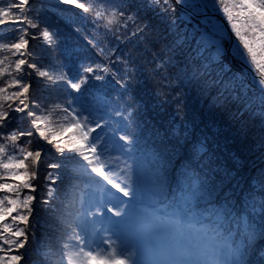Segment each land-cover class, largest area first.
Listing matches in <instances>:
<instances>
[{
  "label": "trees",
  "instance_id": "1",
  "mask_svg": "<svg viewBox=\"0 0 264 264\" xmlns=\"http://www.w3.org/2000/svg\"><path fill=\"white\" fill-rule=\"evenodd\" d=\"M202 1L209 12L219 15L231 29L214 0ZM186 5L201 13L197 4ZM173 8L175 11L167 16L151 11L142 13L150 26L147 39L133 38L131 43L118 44L111 42L110 35L105 39L102 34L106 30L99 29L101 46L108 43L132 61V72L126 77L127 89L111 77L106 76L104 81L90 79L83 95L73 93L80 96L74 106L83 105L97 119L103 117L102 127L97 131L98 136L106 138L108 153L119 158L120 166L124 161L133 165L136 201L143 203L138 209L141 214L148 207L153 213L169 214L175 227L183 218L188 226L187 239L200 225L205 239H213L217 248L226 237L233 247L247 250L246 264H264V236L259 235L264 226V209L260 207L264 201V149L256 145L253 152L248 150L258 137H264V111L259 104L257 79L243 69L229 49L223 61L217 56V48L221 51L228 48V39L210 33L178 3L174 2ZM81 11L62 0H38L35 5L41 27L47 26L56 35L51 46L35 47L32 41L30 46L46 62L65 65L63 71L69 76L77 73L82 64L104 62L93 46L94 26ZM12 27L0 25L7 33L2 42H8L14 35L8 31ZM161 54H165V59L171 57L166 73L169 79L163 83L153 71ZM48 88L52 91L45 90V96L63 101L64 97L52 85ZM216 98L227 99L232 112L238 107L243 111L242 119L249 134L246 139L236 138L234 128L229 127L230 117L214 104ZM178 107L182 108L179 114ZM129 113L131 123L125 119ZM12 126L15 127V122ZM124 134L133 137L131 151L119 147L123 144L119 136ZM32 147H45L54 159L58 158L55 149L43 141L34 142ZM234 154L239 163L233 161ZM225 167L231 169L234 179L222 184ZM160 182L164 184L163 194L155 192ZM72 184L76 188L67 181L61 185V199L65 203L84 195L81 189L90 190L86 178ZM197 184L202 197L192 191ZM225 208L229 209V216L218 221L216 211ZM39 214L46 224L55 225L52 215L44 211ZM214 228H218L221 236H216ZM253 231L257 235L249 241L247 234ZM46 233L51 234L52 229L38 226L37 243L28 246V264H45L49 246ZM51 245L55 247L54 239Z\"/></svg>",
  "mask_w": 264,
  "mask_h": 264
},
{
  "label": "snow or ice",
  "instance_id": "2",
  "mask_svg": "<svg viewBox=\"0 0 264 264\" xmlns=\"http://www.w3.org/2000/svg\"><path fill=\"white\" fill-rule=\"evenodd\" d=\"M37 2L0 0V4L5 5L0 6V25L14 26L8 30L14 33L8 42H2L7 33L0 28L3 33L0 36V53H3L0 56V264H28V246L37 243L38 226L52 229L51 234H45L49 243L45 264H142L139 257L135 262L131 260L134 253L127 251V247L121 252L110 236H99L100 232L111 230L97 229V225L105 222L120 232L129 227L130 214L126 209L137 196L133 165L124 161L120 166L119 158L111 157L102 143L103 138L93 135L102 127L100 119L103 117L97 119L83 105L74 106L80 96L73 93L83 95L90 79L104 81L106 76L126 90L132 61L108 43L101 46L98 30L105 29L103 37L110 35L111 42L118 44L131 43L133 38L147 39L150 26L142 13L151 11L167 16L175 11L173 3L180 0H62L82 10L81 15L91 20L93 46L104 61L82 64L71 76L63 71L65 65L46 62L36 54L35 47L53 45L56 35L47 26L41 27L39 15L35 14ZM214 3L223 11L238 38L232 54L257 73L259 104L264 111V0H214ZM30 41L35 47L30 46ZM226 55L227 47L223 51L217 48L221 61ZM170 64L171 57L165 59V54H161L154 65L153 71L162 83L169 79L166 73ZM49 85L64 97L62 102L44 95L45 90L52 91ZM214 104L230 117L229 127L234 128L236 138L246 139L249 134L242 119L243 111L238 107L232 112L227 99L216 98ZM177 111L179 114L182 108L178 107ZM130 116L131 113L125 117L129 123ZM119 140L123 141L119 146L121 150L131 151L132 136L120 135ZM39 141L55 149L58 158L54 159L45 147L33 149L34 142ZM256 145L264 149V137H258L254 145H249V152H253ZM200 147L202 149L203 145ZM232 159L239 163L235 154ZM223 173L222 184L234 179L230 168L225 167ZM82 178H86L90 190L81 189L84 195L65 203L61 199V185L67 181L76 188L72 181ZM192 191L199 197L204 195L198 184ZM155 192L163 194V182ZM123 197L129 200L126 202ZM260 207L264 209V201ZM40 211L52 215L55 225L46 224ZM105 212L111 216L104 215ZM216 216L218 221L223 220L229 216V209L217 210ZM152 230L149 222L137 227L140 232ZM212 231L217 237L221 236L218 228ZM256 235L253 231L246 238L251 241ZM259 235L264 236V226ZM101 245H107V249ZM224 249L231 257L228 264H246V249L233 247L226 237L217 249L219 256L225 253ZM211 264H225V261L217 258Z\"/></svg>",
  "mask_w": 264,
  "mask_h": 264
},
{
  "label": "rangeland",
  "instance_id": "3",
  "mask_svg": "<svg viewBox=\"0 0 264 264\" xmlns=\"http://www.w3.org/2000/svg\"><path fill=\"white\" fill-rule=\"evenodd\" d=\"M185 3L197 4L201 13H198L195 10L193 11L197 12L200 15L203 14V7L197 1L194 2L189 0L186 1ZM187 12L190 13L189 11ZM209 13L213 14L211 12ZM194 17L197 18L196 16ZM198 20L202 23V25L208 28V31L210 33L212 32L210 31V28L204 24L205 21H207L206 22L207 24L210 23L209 26L212 27V29H214L215 31L219 32L218 30H222L223 25L220 22H218L219 25H215L211 18H206L205 20L203 19L204 22L201 21L200 19ZM221 32L222 33L219 34L220 37L226 36L223 30ZM246 72L251 73L250 71H246ZM251 74L253 77H255L253 73ZM255 78L257 79V77ZM258 87L260 86L258 85ZM93 135H99V132L96 131ZM102 143L106 145V138L103 139ZM106 188L111 190L113 193H115V190L111 189L110 185H106ZM123 199L126 202L129 200V198L127 197H123ZM136 202L137 201L135 198L134 200H132L130 204H128L126 210L130 214V224L129 227L125 229L123 232L111 228V225H109L107 222H105L103 225L96 226L97 229H100L102 227L110 228L111 230L108 232H100L99 236L101 237L110 236L111 239L115 242V245L118 247V250L121 252L125 251V247H127V251L134 253V255L131 256V260L133 262H135L136 259L139 257L140 260L142 261V264H211V261L214 258L216 259L219 258L224 260L225 264H228L229 259L226 253H224L222 256L216 255L214 240L213 239L210 240L207 239L208 241L204 240V234L202 232L200 233L199 230L200 225L196 226L198 227L197 229L199 231H195L194 234L191 236L190 240L181 242L180 239L183 236L182 233L187 227L186 222L185 220H183V218H181V224H179L175 232H173L174 224H173L172 216H169V214H159V213L155 215H151L150 213H144V212L141 214V212L137 210L138 209L137 207L142 206L143 203L137 204ZM104 215L111 216V213L105 212ZM113 219H120V218L113 217ZM142 220L143 222H149L153 225V230L151 232H140L135 230V228L138 227L135 226L136 225L135 223ZM101 246L107 249V245H101ZM137 249H139L140 251L137 252Z\"/></svg>",
  "mask_w": 264,
  "mask_h": 264
},
{
  "label": "water",
  "instance_id": "4",
  "mask_svg": "<svg viewBox=\"0 0 264 264\" xmlns=\"http://www.w3.org/2000/svg\"><path fill=\"white\" fill-rule=\"evenodd\" d=\"M186 1H189V0H184V1H182V0H180V2H179V4H180V6L182 7V8H184L185 10H187V11H189L192 15H194V16H196L198 19H200L201 21H203V19L205 20L206 18H211L212 19V21L214 22V21H217V22H220L222 25H223V27H222V30L224 31V33H225V35L226 36H224V37H226L228 40H229V46H228V48H229V51L232 53V51L234 50V46L235 45H237L238 43H239V41H238V39L234 36V34L232 33V31H231V29L229 28V26L227 25V23L223 20V19H221L220 17H219V15H217V14H210L208 11H207V9H206V7H205V5H204V3H203V1L202 0H190V1H197L198 3H200L201 5H202V7H203V14H198L197 12H195V11H193V10H191V9H189L187 6H186ZM219 20V21H218ZM204 22V21H203ZM207 21H205L204 22V24L206 25V26H208L209 28H210V31L212 32V33H214L215 35H217L218 37H220V33L219 32H217V31H215L214 29H212V27H210L209 26V24L210 23H206ZM242 47V46H241ZM234 56V55H233ZM235 57V56H234ZM237 60H238V62L244 67V69L246 70V71H250L251 73H253V75L255 76V77H257V73H256V71L254 70V69H251L250 70V68H249V66L247 65V64H244L243 62H241L240 60H239V58H237V57H235Z\"/></svg>",
  "mask_w": 264,
  "mask_h": 264
},
{
  "label": "bare ground",
  "instance_id": "5",
  "mask_svg": "<svg viewBox=\"0 0 264 264\" xmlns=\"http://www.w3.org/2000/svg\"><path fill=\"white\" fill-rule=\"evenodd\" d=\"M182 1H184V0H182ZM214 24H215V25H219V23H218L217 21H214ZM218 31H219L220 34L222 33V32H221L222 30H218ZM235 47H236V45L234 46V49H235Z\"/></svg>",
  "mask_w": 264,
  "mask_h": 264
}]
</instances>
